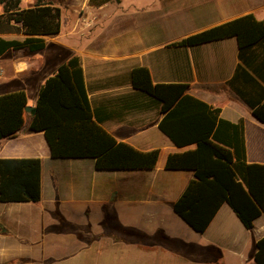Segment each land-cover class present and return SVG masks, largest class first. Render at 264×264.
<instances>
[{"label": "crops", "instance_id": "obj_1", "mask_svg": "<svg viewBox=\"0 0 264 264\" xmlns=\"http://www.w3.org/2000/svg\"><path fill=\"white\" fill-rule=\"evenodd\" d=\"M37 1L20 0L19 8ZM40 1L60 10V30L40 36L38 51L24 46L0 55V95L22 90L25 107L35 108L45 79L77 58L94 121L117 142L159 156L152 170L54 159L43 134L28 130L32 115L24 111L16 136L0 140V158L40 159V198L0 203V264H256L264 214L248 230L224 203L198 233L174 212L194 174L166 170L165 161L196 144L172 143L159 129L158 103L132 87L130 74L146 68L153 85H186V95L241 125L229 134L242 137L246 163L264 165V124L251 114L264 104V35L242 49L235 37L177 44L246 15L264 21V0ZM10 26L19 30L0 31V38L27 37L19 24ZM185 104V116L199 110Z\"/></svg>", "mask_w": 264, "mask_h": 264}, {"label": "trees", "instance_id": "obj_2", "mask_svg": "<svg viewBox=\"0 0 264 264\" xmlns=\"http://www.w3.org/2000/svg\"><path fill=\"white\" fill-rule=\"evenodd\" d=\"M109 0H100L99 3ZM20 0H0V31H21L22 41L0 38V55L9 49L44 47L40 36L60 30V10L37 1L33 8L20 9ZM264 35V21L246 15L212 27L180 42L196 46L235 37L240 49L258 42ZM132 87L154 99L164 114L159 129L176 146L196 144L184 153L169 154L166 170H192L194 178L173 204L174 212L194 231L203 233L222 204L226 203L245 229L264 214V165L248 164L242 137L229 129L241 125L218 118L219 109L211 108L185 94L180 84L153 85L146 68L130 74ZM197 107L191 115L185 103ZM24 91L0 95V140L16 136L24 123ZM193 112L194 110H189ZM252 116L264 124V104L253 106ZM28 130L40 132L54 159H92L96 170H152L159 151H138L117 142L93 119L86 96L82 71L77 58L59 65L45 79L37 94L35 113ZM240 141V142H239ZM41 162L37 158H0V203L37 202L40 198ZM254 261L264 264V237L256 243Z\"/></svg>", "mask_w": 264, "mask_h": 264}, {"label": "water", "instance_id": "obj_3", "mask_svg": "<svg viewBox=\"0 0 264 264\" xmlns=\"http://www.w3.org/2000/svg\"><path fill=\"white\" fill-rule=\"evenodd\" d=\"M24 111L27 112V113H30L31 115H33L35 113V108L25 107Z\"/></svg>", "mask_w": 264, "mask_h": 264}]
</instances>
